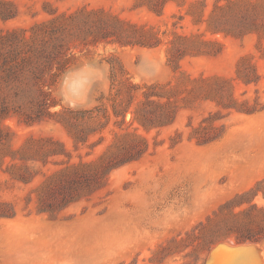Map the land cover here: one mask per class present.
Masks as SVG:
<instances>
[{
    "label": "rangeland",
    "instance_id": "374dc122",
    "mask_svg": "<svg viewBox=\"0 0 264 264\" xmlns=\"http://www.w3.org/2000/svg\"><path fill=\"white\" fill-rule=\"evenodd\" d=\"M4 1L12 3L17 14L13 19H0L4 30L28 28L48 18L46 10L102 8L153 30L161 41L154 47L98 44L77 52L58 82V105L52 111L96 105L100 93L109 88L115 59L133 83L175 84L180 72L190 78H233L238 59L246 54L251 55L261 79L247 86L235 81L233 93L239 100L264 103V60L257 49V34H214L205 31V24L193 25L185 12L194 0H185L183 6L169 1L159 15L146 6L135 7L138 0ZM204 1L206 15L214 0ZM257 1L264 4V0ZM173 32L215 39L221 44L220 52L185 56L175 70L166 51ZM181 86L190 84L184 80ZM218 109L211 101L197 103L180 109L172 124L143 131L150 146L147 154L113 170L102 189L53 216L36 213L33 199L25 206L26 195L43 178L41 173L26 185L0 170V200L11 202L15 209L13 217L0 218V264H264V240L239 243L230 238L194 254H190L193 246L186 245L191 242L186 233L264 177V109L227 116L221 110L216 121L223 127L221 138L207 144L189 139L191 128ZM6 124L14 132L15 147L28 135L52 136L70 155L54 160L69 162L89 161L99 155L111 140L113 128L110 123L102 133L103 142L91 150L87 145L75 149L65 129L53 120L27 126L9 119ZM97 137H90L88 143ZM33 167L43 173L57 168L52 163ZM252 202L264 206L260 196Z\"/></svg>",
    "mask_w": 264,
    "mask_h": 264
},
{
    "label": "trees",
    "instance_id": "16d2710c",
    "mask_svg": "<svg viewBox=\"0 0 264 264\" xmlns=\"http://www.w3.org/2000/svg\"><path fill=\"white\" fill-rule=\"evenodd\" d=\"M169 1L183 6L185 0H138L135 7L146 6L160 14ZM205 1L194 0L186 9L193 25L205 24V31L243 36L257 34V49L264 60V4L257 0H214L205 15ZM49 17L34 22L28 28H0V170L13 181L26 185L39 173L42 179L29 191L25 206L34 200L36 213L50 216L69 205L88 198L102 189L109 174L126 164L140 160L149 151L144 132L172 124L178 111L193 108L197 103L211 101L216 112L202 118L191 128L189 139L207 144L223 135L222 125L216 121L221 110L252 114L264 109L255 99L235 97L234 82L257 84L261 75L251 62V55L241 56L233 78L222 76L190 78L180 72L175 84L133 83L121 63L115 59L109 76L107 92H101L97 104L91 108H61L52 111L58 100V82L84 49L103 45L154 47L160 44L157 33L146 30L102 8L80 7L74 11L46 10ZM9 1L0 0V19L16 17ZM221 44L203 34L185 35L177 32L167 41V60L174 69L185 56L216 55ZM190 87H183V81ZM129 117L127 118V116ZM31 126L53 120L59 123L72 139L73 147L87 145L91 150L100 145L102 133L111 123L112 138L99 155L89 161H55L59 156L70 157L65 145L52 136L28 135L17 147L14 132L6 121ZM144 131V132H143ZM98 137L90 142L92 136ZM90 153V152H89ZM52 163L55 168L43 173L33 166ZM34 194L32 198L31 194ZM260 196L264 200V177L247 191L225 202L205 222L190 232V254L207 251L215 244L233 238L236 242L260 243L264 240V206L253 203ZM15 215L11 202L0 200V218ZM200 228V230H199ZM198 229V232L196 230ZM194 241L196 243L193 245Z\"/></svg>",
    "mask_w": 264,
    "mask_h": 264
}]
</instances>
